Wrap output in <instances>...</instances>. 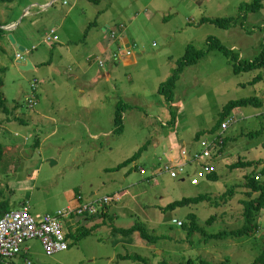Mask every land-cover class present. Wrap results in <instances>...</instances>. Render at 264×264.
<instances>
[{"label":"rangeland","instance_id":"obj_1","mask_svg":"<svg viewBox=\"0 0 264 264\" xmlns=\"http://www.w3.org/2000/svg\"><path fill=\"white\" fill-rule=\"evenodd\" d=\"M252 1H113L110 17L102 16V21L111 19L120 25L121 31H113L110 36L117 44L113 59L118 61L123 53L125 57H133L135 53L137 63L127 67L120 61L116 65L118 76L111 83L117 89L115 94L105 83V69L96 67L91 71L88 78L91 81L97 78V84L88 89L101 93L105 87L112 91L107 94L116 98L106 100L103 111L90 113L82 107L89 102L96 103L94 96L81 94L83 86L73 81L61 66L60 79L51 88L50 96L46 97L42 92L38 98L42 84H32L36 79L40 81L43 74L25 71L17 63L18 55L25 61V52L18 47L20 42H27L30 50L35 38L42 37L36 29L41 25L40 20L24 17V9L35 2L0 3V23L7 25L18 21L17 25L5 26L11 29L9 35L15 43L9 35L8 40L0 43L3 48L0 77L4 80L1 92L9 108L8 112L0 108V143L5 146L0 162V189L13 209H20L22 204L29 202L40 214L56 212L68 205L76 206L93 197L95 199L87 203L106 196L112 199L108 205L111 217H105L104 223L101 212L68 221V237L70 232L75 234L69 238L68 250L50 256L40 240H31L26 243L31 249L30 254L22 256L28 250L21 252L16 264H23L25 258L26 264H144L136 259L138 255L147 260L146 264H185L197 258L216 264H253L264 249V209L254 221L256 230L249 236L210 239L203 233L211 235L237 230L245 224L242 202L248 200L246 176L264 168V67L235 75L228 57L214 50L197 65L185 68L172 103L158 91L161 81L171 76L177 61L185 55L187 46L206 49L208 38L219 39L242 59L260 57L264 52V7L258 12H250L244 25L241 20L230 29L203 22L205 19L239 17L241 5ZM105 2L110 4L112 0ZM37 10L40 9L31 7V12ZM47 10L40 13L44 23L50 27L64 20L62 30L68 32L72 22V17L67 16L69 6L57 0ZM79 10L82 24L89 25V21L95 19V12L90 7L85 9L81 5ZM82 10L85 14H81ZM36 22L39 24L34 26ZM52 32L53 29L46 34V44L39 50L56 43L51 41ZM126 39L131 42L130 48L125 47ZM2 68H6L4 73ZM258 76L260 79L252 83ZM49 81L52 80L48 79L43 86ZM121 95L123 98H117ZM34 97L38 98V104L30 108L29 101ZM252 97H257L261 105L242 107L233 112L232 125L225 134L228 143L222 158L214 163L215 173L206 174L196 164L189 166L186 175L179 178L166 173V166L176 164L170 159L183 162L191 158L201 150V139L213 138L222 132L220 129L210 133L226 104ZM119 100L125 104L121 133L115 132L114 124ZM66 105L68 109L76 107L73 116L93 120L90 130L94 135L98 134L97 139L90 138L88 128L83 125L69 128L35 117L36 108L43 106H54L53 114L60 118L69 116L68 111H61ZM95 105L102 107L101 102ZM26 117L29 119L27 125L22 123ZM256 132L258 135L251 136ZM199 134L202 136L197 141ZM168 151L171 155L166 157ZM136 154L137 158L126 167L108 171ZM52 158L58 164L53 165ZM241 161L260 163L233 168ZM154 165L163 166V171L158 172ZM210 174H217L218 180H209ZM231 189L233 192L229 193ZM199 196L206 199L166 210L175 201ZM190 216H196L200 228L192 235L183 226V223L190 226ZM138 222L145 223L153 235L164 239L149 244L138 232L129 236L113 232L115 227L129 229ZM85 231H91V234L81 237ZM125 256L128 258H123Z\"/></svg>","mask_w":264,"mask_h":264},{"label":"crops","instance_id":"obj_2","mask_svg":"<svg viewBox=\"0 0 264 264\" xmlns=\"http://www.w3.org/2000/svg\"><path fill=\"white\" fill-rule=\"evenodd\" d=\"M56 1L57 0H34L35 3H33L31 7L39 8L40 10H37L36 12L35 11L31 12V7H29L31 3H29V5H27V7L24 9L25 18L28 16L31 19H39L41 22V25L36 29H38V33L40 32V34H42V37L41 38L34 37L35 43H33V45L30 47V50L28 49L29 45H27L28 44L27 42L25 43L21 41L19 44L20 46L25 48L24 60L26 62H31L33 66L32 70L43 74L42 79L39 78L40 79L39 82H41L42 85L39 88L38 98L40 96V93L42 92L46 95V97L50 96L51 88L55 87L60 79L59 68L61 66L62 68L65 69V71L69 74V76L73 79V81L79 82L83 86L81 88V94L83 95L89 94V97L93 95L96 100V103L94 104H92L91 102H89V105L84 104L82 109L88 113L93 112L95 110L103 111L105 101L106 100L113 101L116 98V96L108 95L112 93V91L111 89H105V87L101 93L92 92L90 89H88L92 87L94 84H97V78L94 77L92 81L88 78L91 71L96 67H102L103 69H105L106 73L103 74V76L105 77V83L109 84L113 88L114 90L113 94H115L117 92V89L115 86H112L111 83L114 80V78L118 76V70L116 69V65L120 61L122 62L123 65L127 67H129L130 65H136L137 63V58L135 56V53H133V57H132L133 63L125 62L126 57L124 56V53L120 55L121 58L118 61L113 59V55L116 54L117 44L114 43L115 41L112 40L110 36L113 31H121V29L118 28L120 27V25L113 23L111 19L109 20L104 19V21H102V16L110 17L109 11L111 8L114 7L113 1L119 2V0H112V3L110 4H106L105 2L106 0L105 1L104 0H68V4H65L64 1L62 0L65 6H69L67 16L70 15L72 17L71 26L68 32H63L62 30L65 24L64 20L61 23H58L57 25H53L49 27L44 23L43 19L40 17L41 11L42 12L48 11L47 9L52 7ZM81 5H83L85 9L90 7L95 12V14L93 15V18L95 16V19L89 21L90 22L89 25H87L86 23L82 24L80 20L81 16L78 14ZM81 14H85V10H82ZM17 22L18 21H13L4 26L17 25ZM93 22H96V26H93L89 29V26ZM33 24L34 26H36L39 24V22ZM51 29L57 31L58 41L54 44H47L48 46L47 48L39 50V47L41 45L46 44L44 42V39L46 34ZM233 48L237 49V47H233ZM21 60H23V57L21 58ZM48 62L50 63L48 65H45ZM100 62H103L104 65L102 66ZM106 62H109V65H107ZM129 62H132V60ZM65 65H67V67H65ZM20 67L22 69L21 65ZM48 79L52 81H49L48 85L43 86V84H45V82L48 81ZM164 81L165 80L161 81V83H163ZM125 95H126L125 98L129 100L130 99L129 95L127 93H125ZM117 98H123V96L122 95L117 96ZM99 102H101L102 107L99 106L97 107L95 105ZM119 103H122V100H119L117 105ZM53 107L54 106H47V107L43 106L41 108L39 107L36 108L38 110L35 109L36 110L35 117L39 121H47L49 123H55V124L59 122L62 125H65L69 128L76 125H83L84 127L88 128L90 132L89 133L90 138L97 139L99 137L98 134L94 135L90 130L91 126H93L92 125L93 120H89V119L87 120L80 116L72 115L75 112L76 107L72 109H68L67 105L62 106L61 111H68L70 113L69 116L63 118H60L53 114ZM29 118L32 119V116H30ZM22 123L27 125L29 123V119L26 117L25 120L22 121ZM114 124H115V116H114ZM163 124H165V122ZM170 155H171L170 151L165 153L166 157ZM51 160H53V158ZM170 160H172L176 164L180 163L181 161L179 159H173V158ZM156 167L157 169H159L158 172L163 171V166L156 165L155 168ZM142 171L144 172L143 169ZM93 196H95V194ZM91 199L94 200L95 198L93 197ZM89 200L90 199L82 202H88ZM24 204L30 206L31 213L37 218H42L44 215L48 214L46 212H49L46 211L45 213L40 214L36 209H34L31 206L29 202H25ZM24 204H22V206ZM109 209L110 206H108V208L105 211V213L109 216L108 218L111 217L109 213ZM53 212H49V213H53ZM103 219L105 218H101L102 223H104ZM91 225H94V223H92ZM26 249L28 250L27 251L28 253L25 252L22 254V256L30 254L31 249L27 245H26ZM22 256L20 257L21 259L23 258ZM25 260L26 258L24 259L23 264H26Z\"/></svg>","mask_w":264,"mask_h":264},{"label":"trees","instance_id":"obj_3","mask_svg":"<svg viewBox=\"0 0 264 264\" xmlns=\"http://www.w3.org/2000/svg\"><path fill=\"white\" fill-rule=\"evenodd\" d=\"M16 0H0V3H13ZM65 4H68V0L66 3V0H63ZM264 7V0H253L251 3H245L242 4L240 7V15L239 17H228L223 19H205L203 22H211L215 25H217L220 28L223 29H230L232 27H235L239 21L242 20L241 25H244L243 21L246 20L247 15L250 12H258ZM0 43H3L4 41L8 40V35L10 34V31L4 29V25L0 23ZM4 26V27H3ZM93 26H96V22L91 23L89 26V29ZM3 27V28H2ZM264 29V27H263ZM88 32V31H87ZM57 36V34H56ZM3 50L0 44V52ZM214 50H218L225 54L228 59L230 60L231 66L233 68V73L235 75H239L241 73H247L251 72L257 69H261L264 67V52L261 54L260 57H257L254 60H245L240 57L239 54H236L234 50H231L227 48L219 39L216 38H208L207 39V48L206 49H198L194 45H188L186 48L185 55L177 61V65L175 69H173L171 76L161 83L159 87V94L165 97L168 103H172L175 96V90L177 88V83L181 79L183 72L186 67L197 65L200 61H202L206 56ZM50 62L46 63L45 65H48ZM6 71V68H2L1 72L4 73ZM258 79H260V76L256 77L255 80L252 83H255ZM4 85V80L2 77H0V108L3 109V111L8 112L9 108L6 105V100L1 92V89ZM261 105V101L257 97L252 98H246V99H239V100H233L230 101L228 104H226L223 108L222 113L220 114V119L218 120V123L216 126L210 131L211 135L217 132L221 129L222 125L231 120L233 112L236 109L247 107V106H255L259 107ZM125 111V104L119 103L116 107L115 112V132L121 133L123 131V115L122 113ZM259 132H256L255 134H252L251 136L258 135ZM201 134L197 135L196 140L199 141V138H201ZM226 137V136H225ZM228 141L225 139V144L222 149V153H224L226 149ZM143 149V148H142ZM141 149V150H142ZM140 150V151H141ZM140 153V152H139ZM138 153V154H139ZM5 154V146L4 144L0 143V162L3 160ZM138 154L133 156L128 161L124 162L123 164L118 165L116 168L108 169V171H117L121 170L122 168L126 167L129 163L133 162ZM260 162L256 163L253 162H239L233 168H240L248 167L251 165H258ZM211 175V174H210ZM208 176L209 180L211 181H217L218 175H211ZM246 188L248 189L245 193L248 200H244L242 202L244 207V218H245V224L241 229L232 230V231H223L216 234L206 235L203 233L206 237H209L210 239H227L229 237H246L253 233V230H256V225L254 224V221L258 219V216L262 209H264V168L259 171H253L249 173L246 176ZM233 189L229 193H232ZM226 196V195H225ZM205 196H199L194 198H183L181 200L175 201L174 203L170 204L166 210H174L179 207H185L189 206L191 204H197L204 201ZM211 201V200H210ZM25 205V204H24ZM12 210V207L10 205L9 200L6 199L5 192L0 189V220L2 217ZM108 215L105 212L101 213V218H105ZM191 217V216H190ZM193 218V219H192ZM192 221L190 223V226L187 227L183 224L184 228L188 229L189 234H193L194 232H198L200 229L197 222H196V216H193L190 218ZM211 218L209 220V223L212 222ZM93 231V230H92ZM113 232L115 234H122L125 236H129L131 234H134L138 232L142 239L145 240L149 244H156L158 243L162 238L160 236H155L153 233L149 231L145 223L138 222L134 226L130 227L129 229L124 228H117L115 227L113 229ZM252 232V233H251ZM91 234V231H85L83 234H81V237H86ZM75 234L73 232H70L68 238L74 237ZM71 236V237H70ZM123 258H128L127 256ZM136 259L142 261L144 264L147 263V260L142 258V256H137ZM185 264H216L209 260H206L204 258H197V259H190ZM253 264H264V249L262 252L256 257Z\"/></svg>","mask_w":264,"mask_h":264},{"label":"built area","instance_id":"obj_4","mask_svg":"<svg viewBox=\"0 0 264 264\" xmlns=\"http://www.w3.org/2000/svg\"><path fill=\"white\" fill-rule=\"evenodd\" d=\"M55 32L56 30H53L54 36L51 41L57 42L58 38ZM18 57L19 59L22 58L21 55ZM100 64L104 65L103 62ZM39 84V80L36 79L32 85L38 86ZM29 102L31 105L29 107L34 108L38 104V98L34 97ZM232 122V119L225 122L219 135L209 139H201V150L191 158L172 166H166L164 168L166 173L170 174L172 178H179L186 175L189 166L195 164L206 174L215 173L214 163L222 158L223 153L221 151L225 144V134ZM111 202L112 199L109 196L91 203L80 201V204L76 206H67L65 209L48 213L42 218L35 217L31 213L29 205H23L20 209H12L0 220V264H15L17 256L27 250L26 243L31 240H40L44 251L50 256L68 250L70 248L67 231L68 221L73 217H90L105 212ZM179 224L181 225L180 222Z\"/></svg>","mask_w":264,"mask_h":264},{"label":"water","instance_id":"obj_5","mask_svg":"<svg viewBox=\"0 0 264 264\" xmlns=\"http://www.w3.org/2000/svg\"><path fill=\"white\" fill-rule=\"evenodd\" d=\"M4 29H6L8 31L11 30V29L5 28V27H4ZM9 38L15 43V41L13 40V36L12 35H9ZM18 47L20 48V50L22 52L25 51V48L24 47H22L20 45H18ZM125 47L126 48H130L131 47V44L129 43V40L128 39H126V45H125ZM131 60H132V62H129ZM125 62L126 63H133V58L131 56H128V57L125 58ZM17 63L20 64L22 66V69L25 70V71H29V70H32L33 69V66H32L31 62H26V61H23V60L19 59V60H17ZM51 163L54 165L56 162L53 161V160H51Z\"/></svg>","mask_w":264,"mask_h":264},{"label":"bare ground","instance_id":"obj_6","mask_svg":"<svg viewBox=\"0 0 264 264\" xmlns=\"http://www.w3.org/2000/svg\"><path fill=\"white\" fill-rule=\"evenodd\" d=\"M34 88V87H33ZM93 218V217H92ZM184 224V223H183Z\"/></svg>","mask_w":264,"mask_h":264},{"label":"clouds","instance_id":"obj_7","mask_svg":"<svg viewBox=\"0 0 264 264\" xmlns=\"http://www.w3.org/2000/svg\"><path fill=\"white\" fill-rule=\"evenodd\" d=\"M174 222V221H173Z\"/></svg>","mask_w":264,"mask_h":264}]
</instances>
